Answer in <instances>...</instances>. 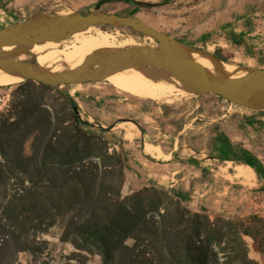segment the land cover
Here are the masks:
<instances>
[{
  "label": "trees",
  "instance_id": "obj_1",
  "mask_svg": "<svg viewBox=\"0 0 264 264\" xmlns=\"http://www.w3.org/2000/svg\"><path fill=\"white\" fill-rule=\"evenodd\" d=\"M113 1L150 9L166 0L98 5ZM224 56L218 57L233 58ZM17 89L23 92L11 111L0 112V264H15L22 252L32 254L28 264H38L49 246L43 236L58 225L62 243L99 255L102 264H259L247 238L264 255L263 216L211 217L156 185L123 196L124 147L110 151L109 141L86 128L62 91L33 81ZM229 150H219V158L264 175V165L247 149L237 148L232 157Z\"/></svg>",
  "mask_w": 264,
  "mask_h": 264
},
{
  "label": "rangeland",
  "instance_id": "obj_2",
  "mask_svg": "<svg viewBox=\"0 0 264 264\" xmlns=\"http://www.w3.org/2000/svg\"><path fill=\"white\" fill-rule=\"evenodd\" d=\"M99 1L0 0V29L11 23H16L15 21H23L35 13L42 11L66 14L74 12L87 13L96 10ZM152 1L164 2L165 0ZM203 1L206 2L208 0H194V2L193 0H189L188 2L182 0L177 3H172V0H166L162 4L165 7L156 6L157 8L153 7L150 9L148 16L146 15L144 17L147 20L145 22L157 31L166 33L174 38H184V36L178 33L176 24L171 17V11L176 8H189L193 3L198 4ZM99 9L119 15L132 16L136 13L131 5L120 1L103 4ZM98 28L108 32L118 31V38L120 40L131 38L139 46L157 44L154 39L143 36L128 28H112L108 26H100ZM255 35V44H252L254 45L252 51L250 50L246 55L237 53L235 54L238 56L237 59L225 62L236 65L237 69L264 66L263 25L257 28ZM201 48L205 49L204 47ZM210 52L217 56L225 57L220 51L212 50ZM252 54L257 55L256 60L251 59L250 56H253ZM243 74H245L243 71L239 73L240 76ZM24 82L11 85L10 87L9 85H0V112L8 113L11 111L15 100L21 97L20 95L23 92L17 88ZM66 88L72 93V99L78 106L80 119L89 123L86 128L109 141L110 151L113 149L119 150L120 145H122L126 153L135 152L140 156L146 143L160 145L165 151L173 150L174 155L179 157V159L187 160L191 162L190 165L193 167L202 168L208 175H212L213 188L211 189L212 191L210 190L211 194L209 196L211 195L214 200V206L218 211L217 213L227 217H241L243 219H246L252 214H258L264 217V175L262 174V177H260L255 172V184L252 186H243L236 179L229 177L233 172L232 169H224L228 161L232 165L242 163L220 159L219 154L222 151H219L207 141L209 127L204 125L209 122L207 117L208 111H213L216 108L214 99H206L205 108L202 109L199 101L200 98L197 95L188 93L179 96L177 100L174 99L172 103H165L162 101L140 99L129 93L120 92L107 81L83 85H69ZM228 107H230L229 104L227 109ZM122 122L133 123L145 136H141L139 132V137L133 142L125 140L123 138L124 132L118 128V124ZM246 143L250 145L245 148L264 165V131L261 130L260 136H256L252 143L247 141ZM25 152L26 154H30V142L26 144ZM225 154L232 157L235 155V151L229 150ZM234 182L238 183L233 189L235 193L231 194L232 189L228 191L226 186ZM143 187L137 178L127 177L122 189V195H131L134 191H138ZM194 195L196 198L193 201L196 204L199 202H197L199 195L198 193ZM230 198L234 200L231 201ZM223 200L224 202H222ZM225 205L226 207H223ZM234 209L239 211L240 214L229 213V211H234ZM213 213L210 212L211 217H215ZM61 233L62 228L58 225L50 229L49 233L43 236V239L49 242V246L45 253L38 257V264H102L99 255L81 253L71 243H62L60 241ZM247 241L250 246V256L256 259L259 264H264V255L261 253L259 247L252 239L247 238ZM131 243L130 241L129 244ZM79 255H82L84 258L80 259ZM32 259L33 256L31 253L22 252L19 254L15 264H28Z\"/></svg>",
  "mask_w": 264,
  "mask_h": 264
},
{
  "label": "water",
  "instance_id": "obj_3",
  "mask_svg": "<svg viewBox=\"0 0 264 264\" xmlns=\"http://www.w3.org/2000/svg\"><path fill=\"white\" fill-rule=\"evenodd\" d=\"M99 8L98 5L96 10L87 13L42 11L4 26L0 29V67L15 76L24 77V81L41 83L62 91L70 98L71 107L78 116L80 111L67 86L102 82L106 77L128 68L138 69L153 81L177 78L188 94L217 95L232 105L254 111L264 110V68L237 69L238 73L243 71L245 74L242 79H234L226 71V62L209 50L157 31L139 16L119 15ZM100 26L131 29L154 39L157 46L101 48L92 52L82 67L70 69L61 75L52 74L33 59L20 61V58L29 56L37 44L62 42ZM9 45L14 47L5 50ZM194 54L208 59L213 64V70L200 68L193 58Z\"/></svg>",
  "mask_w": 264,
  "mask_h": 264
},
{
  "label": "crops",
  "instance_id": "obj_4",
  "mask_svg": "<svg viewBox=\"0 0 264 264\" xmlns=\"http://www.w3.org/2000/svg\"><path fill=\"white\" fill-rule=\"evenodd\" d=\"M181 1L172 0V3ZM263 5L264 0H208L198 4L193 3L189 8H176L171 11V17L178 33L184 36V38L177 39L189 45L220 51L223 55H227L228 52L232 53L233 58L229 60H235L238 57L235 54L246 55L253 50L254 45L252 44H255L257 28L260 25L264 26ZM133 9L136 11L134 15L147 21L144 17L148 16L151 8ZM250 57L257 59V55ZM252 68H264V66ZM198 98H200L202 109L205 108L206 99L212 98L216 102V108L208 111L209 122L204 126L209 127L208 143L219 150L235 151L239 147H249L250 144L246 141L252 143L256 136H260L261 130L264 131V110L254 111L232 105L225 99L212 94L198 96ZM228 104L230 107L227 109ZM140 133L141 136H145L142 132ZM158 146L167 157H153L144 150L141 152L142 156L135 152L126 153V179L127 177L137 178L142 186L156 185L173 190L186 200L192 210L209 214L218 212L214 206V200L211 195L209 196L213 188L212 175H208L202 168L193 167L187 160L179 159L174 155L173 150L165 151L162 146ZM235 185L237 182L226 186L228 191L232 189L231 194L235 193L233 190ZM197 193L199 195L197 202H199L195 204L193 199L196 198L194 194ZM229 213L240 214L236 209Z\"/></svg>",
  "mask_w": 264,
  "mask_h": 264
},
{
  "label": "bare ground",
  "instance_id": "obj_5",
  "mask_svg": "<svg viewBox=\"0 0 264 264\" xmlns=\"http://www.w3.org/2000/svg\"><path fill=\"white\" fill-rule=\"evenodd\" d=\"M118 37V31L108 32L102 31L97 27H92L62 42L50 41L44 44H37L30 52V55L20 58V61L33 59L42 67L48 69L52 74L61 75L70 69H79L82 67L87 57L98 49L139 46L136 45L131 38L120 40ZM156 46L157 45H154V47ZM13 47V45H9L4 49L10 50ZM209 51H212V49L210 48ZM193 58L200 68L213 70V64L208 59L201 57L199 54H194ZM97 67L101 66L98 65ZM225 67L226 71L233 75L234 79H242L244 77L243 75H239L234 65L226 63ZM24 80V77L15 76L6 69L0 67V85L11 86L19 84ZM104 80L115 89L123 93H129L140 99L172 103L174 99L177 100L179 96L185 94L182 84L177 78H172L168 81H153L135 68H128L114 73ZM118 128L124 132L123 138L129 142H133L139 137L140 130L133 123L122 122L118 124ZM144 151L153 157H167L158 145L152 143H146L144 145ZM224 169H232L233 172L229 177L236 179L239 183H242L243 186H252L256 182V173L249 165H232V163L228 161Z\"/></svg>",
  "mask_w": 264,
  "mask_h": 264
}]
</instances>
